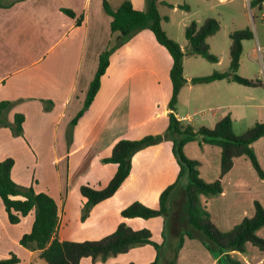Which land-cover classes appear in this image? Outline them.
Returning a JSON list of instances; mask_svg holds the SVG:
<instances>
[{"label":"crops","instance_id":"crops-1","mask_svg":"<svg viewBox=\"0 0 264 264\" xmlns=\"http://www.w3.org/2000/svg\"><path fill=\"white\" fill-rule=\"evenodd\" d=\"M80 1V5H75L73 0H1L7 7H0V102H15L7 115L8 122L14 114H22L25 119L20 137L0 127V162L12 158L11 178L16 184L32 187L55 200L59 241L82 242L84 237V241L99 240L113 233L120 223L133 230L148 229L153 234L152 222L159 217L123 219L120 212L136 201L158 208L160 193L176 180L180 170L170 140L136 152L130 174L119 190L95 205L84 221L80 214L86 199L79 188L106 187L117 165L102 163V159L109 157L117 141L164 133L170 113L167 105L172 93V60L149 30L134 35L111 54L99 91L69 135V124L82 108L98 57L118 36L111 33V18L103 11V0ZM111 1V8L116 10L124 0ZM130 1L134 9H145L144 0ZM263 6L264 2L259 5ZM61 9L72 10L77 18L82 16L81 24L77 25L76 19ZM252 40L242 43L243 51ZM262 48L250 47L249 59L253 61L254 52ZM220 62L219 59L216 64ZM183 77L187 83L179 91L173 112L177 120L195 129L211 128L230 115L236 134L234 123L243 125L251 120L253 126L264 122V85L245 89L241 102L236 103L233 99L240 97L230 96L234 88L230 86L235 83L220 80L192 84V78L205 76L187 77L184 67ZM231 108L237 111L233 114ZM197 141L198 145L193 141L185 144L183 151L200 163L201 179L214 182L220 174V149ZM186 147L189 148L185 150ZM252 148L264 171V137L255 141ZM254 201L264 206V180L245 157L234 160L232 169L223 177L221 194L203 199L212 221L223 232L250 216ZM33 221L31 212L19 223L10 224L0 200V259L14 255L19 259L16 264H46L39 252L19 245L20 238L31 231ZM257 235L264 239V227ZM185 243L180 251L185 249ZM199 252L209 262L198 264H217L204 248ZM231 255L246 264L264 263V254L251 247L246 254ZM155 256L154 248L144 245L104 263L83 259L81 264H147ZM180 262L179 257L177 264H185Z\"/></svg>","mask_w":264,"mask_h":264},{"label":"trees","instance_id":"trees-1","mask_svg":"<svg viewBox=\"0 0 264 264\" xmlns=\"http://www.w3.org/2000/svg\"><path fill=\"white\" fill-rule=\"evenodd\" d=\"M264 0H251L250 8L259 6ZM174 8L161 0H145V9L139 11L133 8L130 0H124L113 10L107 0L102 1L104 13L111 18V33H118L115 43L102 51L98 57L97 69L89 84L82 108L71 120L67 133L70 135L78 120L93 102L101 85V78L109 67V58L115 49L122 46L134 35L142 30H149L157 43L169 53L172 65L169 77L172 84V93L168 102V125L162 134L147 135L137 140L122 139L117 141L109 157L102 159V163L117 165V169L102 189H93L82 185L79 192L86 199L81 209L80 220L84 221L91 209L111 198L128 178L131 171L133 155L148 147L165 140L172 142V153L175 156L180 170L176 180L167 186L158 197V208H150L140 202H133L120 212L123 219H152L172 215L174 200L179 198L178 208L174 215L178 219L180 233L177 236L172 257L167 264H176L178 253L185 238L198 239L210 252H215L217 264H246L233 257L231 253H248V247L264 254V239L257 235L264 227V206L258 201L253 203V213L242 219L231 230L223 232L212 221L203 199L217 197L222 192V180L233 167L237 158L245 157L251 163L257 176L264 180V171L254 153L252 144L264 137V122H256L245 132L236 134L230 115L221 118L209 128L201 126L193 128L189 123L177 120L173 112L177 103L180 89L187 83L183 77V59L187 55L199 56L209 63H218L219 58L210 53L207 40L220 30V23L215 18H206L201 25L195 22L186 26L184 37L187 42L185 49L175 41L169 39L163 30L162 23L168 22V17L161 16L158 5ZM0 7H7L1 4ZM187 8V7H185ZM61 12L71 19H76L80 25L83 17H76L70 9H61ZM229 71H215L205 77L191 79L192 84H208L214 81L226 80L247 88L263 87L260 79H247L238 75L240 58L243 51L242 43L252 40L254 34L250 28L237 30L229 34ZM15 102H0V127L8 128L15 137L23 135L24 116L14 114L11 122L7 115L14 107ZM199 140L220 149V174L211 183L203 181L199 175L200 163L187 158L183 153L185 144ZM14 165L12 158L0 162V200L3 204L10 224H17L29 213H34L31 231L24 234L19 245L29 251L39 252V258L46 264H81L83 259L92 263L97 260L105 262L110 257L128 253L134 247L150 245L156 251L153 261L147 264H158L161 255V246L152 240V233L148 229L133 230L124 223H120L115 231L99 240L93 241H59L56 233L59 225V211L55 200L46 193H37L32 187L16 184L11 178ZM186 174V184L180 180ZM179 194V195H178ZM173 228V227H172ZM167 240L164 241L166 243ZM19 259L14 255L7 259H0V264H16ZM134 264V263H128ZM264 264V263H263Z\"/></svg>","mask_w":264,"mask_h":264},{"label":"rangeland","instance_id":"rangeland-1","mask_svg":"<svg viewBox=\"0 0 264 264\" xmlns=\"http://www.w3.org/2000/svg\"><path fill=\"white\" fill-rule=\"evenodd\" d=\"M107 1L109 4H113L114 2L111 0ZM161 1H164L174 7L169 8L161 4L158 5L159 14L161 16L168 17V22L162 23L163 30L165 31L166 36L169 39L178 43L183 47V49H185L187 46V42L184 37V30L186 26L193 22H195L197 25H201V23L206 18H215L220 23V30L215 35L210 37L207 43L210 48V53L217 56L221 60V62L219 64L209 63L199 56L187 55L183 59L185 76H207L215 71L228 72L230 61L228 51L230 38L228 37V35L237 30L250 28L254 34V40L249 41L247 42V44H245L244 51L241 55L238 75L247 79L260 78L262 81H264V48H262L261 50H256L254 52L253 61L249 59L250 47L253 48L257 45L264 46V19L261 18L262 13L264 14V6H255L253 8H250L249 4L251 0H225L224 2L220 0ZM73 3L75 5H80L81 1L73 0ZM224 85L227 86V84ZM230 87H234L230 96L233 98L235 96L240 97L239 99H233V102L240 103L243 91L248 88L237 86L235 84H232ZM254 90L260 91L259 89ZM227 96L229 95L227 94ZM229 110L233 112V114L237 111L233 110L232 108ZM251 124H253L251 120L243 125L234 123V129L237 134H239L240 131L243 130V128L252 126ZM197 140H193V143L195 142L198 145L199 143ZM188 148L189 147H186L185 150H187ZM198 148L200 147L198 146ZM183 153L186 156L185 151H183ZM185 175L186 174H184V176L180 180L181 185L187 182ZM179 200V198H176L174 200L171 219L170 216L159 217L158 220L156 222H152L153 224L151 225L153 229L152 240L156 244L161 246V255L158 260V264H167V261L171 259L172 251L174 250L175 243L177 241V236L180 233L178 219L176 218V215H174L177 211ZM84 238L83 241L86 240ZM165 240H167L166 243H164ZM184 241L186 242L185 249L179 251L176 264L178 263L179 257L181 259L180 263H208L209 260H207L202 254H200V248H204L211 259H215L217 256L215 252L208 251L202 244V242L198 239L185 238ZM87 261L90 260L87 259ZM96 262L104 263L101 260H97ZM126 262L128 264V262L130 261ZM137 262L138 261H134L135 264H144Z\"/></svg>","mask_w":264,"mask_h":264},{"label":"built area","instance_id":"built-area-1","mask_svg":"<svg viewBox=\"0 0 264 264\" xmlns=\"http://www.w3.org/2000/svg\"><path fill=\"white\" fill-rule=\"evenodd\" d=\"M261 18H263V19H264V14H262V15H261Z\"/></svg>","mask_w":264,"mask_h":264}]
</instances>
